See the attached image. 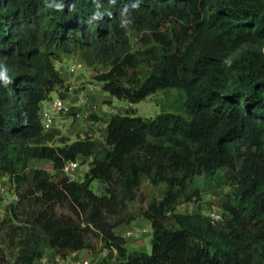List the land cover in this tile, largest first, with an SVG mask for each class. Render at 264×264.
I'll return each instance as SVG.
<instances>
[{
    "label": "trees",
    "instance_id": "1",
    "mask_svg": "<svg viewBox=\"0 0 264 264\" xmlns=\"http://www.w3.org/2000/svg\"><path fill=\"white\" fill-rule=\"evenodd\" d=\"M65 58L130 105L176 89L183 113L115 114L71 142L40 116L66 95ZM0 74V179L18 195L0 264L100 249L101 264H264V0H0ZM80 160L77 181L64 168ZM225 187L221 220L179 212ZM140 219L151 254L115 233Z\"/></svg>",
    "mask_w": 264,
    "mask_h": 264
},
{
    "label": "rangeland",
    "instance_id": "2",
    "mask_svg": "<svg viewBox=\"0 0 264 264\" xmlns=\"http://www.w3.org/2000/svg\"><path fill=\"white\" fill-rule=\"evenodd\" d=\"M132 40H134V36H132ZM78 60V59H77ZM80 61V60H78ZM81 62V61H80ZM73 64V62L71 63ZM69 62L66 63H62V62H56V67L57 69H61L63 68L68 76L70 77V81L71 82H75L76 78L80 75L83 74L85 76V79L83 80L85 85L90 88L93 87L95 90L92 94L90 95H95V94H99V96H109V94L105 93L102 89V84L98 83L96 81H94L93 79V75L94 72L88 68L86 65L83 66V68L77 72V73H72L69 70V66L71 65ZM63 71V72H65ZM51 98H55L54 94L51 96ZM99 107H103V106H110L112 105V109L115 110V114H122V115H127L129 113V115L131 116H138V117H143V118H155L158 115H160L161 113L167 111V112H172V113H178V114H182L183 113V100L181 99V97H179V91L176 89H171L168 92H162L159 91L157 92L155 95L148 97L146 100L138 103V104H134V105H130L128 102L124 101V100H120L117 98L113 99V103L111 104V102L105 100V99H101L100 102H98ZM43 107L47 108V102L43 103ZM129 108H132L134 110V113H130L128 110ZM101 123H102V127L97 129V130H93L92 134L97 135L98 138H102L105 135V126H104V122L102 119H100ZM54 127L57 128L60 131L61 136L69 139L71 142L76 141L75 139H82L86 137V134L84 133V131H82L80 128V126H78L75 122L72 123L69 119L64 118V119H59L56 120ZM80 165H79V169L74 172L73 174H66L68 175L71 179H76L77 181H82L84 179L85 173L89 170V165L87 163H83V160H80ZM51 166L52 164L48 161H37L35 163H33L31 165L32 168H44V169H48L51 170ZM5 187L6 189H8V186H2ZM92 190L94 192H98L99 191V183L97 181L92 183L91 186ZM230 188L229 187H225L222 189H216L213 190L211 192L208 193H204L202 196V201L199 203H190V204H185L183 206H181L179 208V212H183V213H201L204 215H207L211 212H219L222 214V217H225V213L223 212V210L220 208V206L218 205V203H216V200L218 199H222L224 198L228 192H229ZM10 192V191H9ZM11 193V192H10ZM10 201L8 200V197H1L0 198V220L4 219V218H8L7 215V207L10 204ZM15 205H17L15 203ZM142 220V219H140ZM138 220V221H140ZM150 230V233L152 235V229L151 226L146 227ZM130 232H134V234L137 233V229H135L134 231H130ZM150 235V237L148 239L144 240V247H138V246H134V245H129L128 249L130 252H134V251H142L144 253L147 254H151L152 253V245H151V239L152 236ZM126 237H128L126 235ZM130 238V237H128ZM0 251L5 252L7 255H13V249H10L9 247V240L6 236V233H0ZM101 252H103L105 254L104 258L107 256V251L106 250H99L98 252H92V251H88L86 250V253H84V256H86V259L89 260H94V261H98L100 260V254ZM97 255V256H96ZM113 264H115V260H113L112 262ZM101 264V263H100Z\"/></svg>",
    "mask_w": 264,
    "mask_h": 264
},
{
    "label": "built area",
    "instance_id": "3",
    "mask_svg": "<svg viewBox=\"0 0 264 264\" xmlns=\"http://www.w3.org/2000/svg\"><path fill=\"white\" fill-rule=\"evenodd\" d=\"M83 64L81 62H73L69 66V70L72 73H77L83 68ZM94 88L84 85H70L67 88L68 94H74L78 92L81 96L80 106L72 105L68 99L63 98L62 96H57L55 98H51L47 100L48 107L45 108L42 105L40 116L43 126L46 130L55 128L54 124L56 120L67 118L72 123H76L83 127V131L86 134V137L90 138H98L97 135L92 134L93 130H97L102 127V123L99 119H95L94 116L98 117V112L96 109H83L82 105L86 102L90 96L94 92ZM92 162V159H90ZM80 163L78 161H72L65 165L64 172L68 175L73 174L79 169ZM11 193H10V192ZM0 196L1 197H8L10 202L16 203L18 201V195L14 188L8 185V189L5 187L0 186ZM209 217L213 221H219L222 219V215L219 212H211L209 213ZM134 233L129 232L127 236L130 237ZM61 259L60 256H52L51 258H46V264H53L57 263ZM38 264V263H37ZM81 264H89L88 262L84 261Z\"/></svg>",
    "mask_w": 264,
    "mask_h": 264
},
{
    "label": "crops",
    "instance_id": "4",
    "mask_svg": "<svg viewBox=\"0 0 264 264\" xmlns=\"http://www.w3.org/2000/svg\"><path fill=\"white\" fill-rule=\"evenodd\" d=\"M62 63H66L69 62L70 64L72 62H80L77 59L74 58H65L64 60L61 61ZM62 75V78L66 81V87L68 88L70 85H85L84 83V79L85 76L83 74H80L75 82H71L70 77L68 76L67 72L63 69V68H59L58 69ZM65 71V72H63ZM54 97L60 96L58 93H53ZM52 94V95H53ZM65 99H68V101L75 106H80V102H81V96L78 92L74 93V94H68L66 93ZM101 99H105L109 102H111V104L113 103V99L114 97L112 96H99V94H95V95H90L87 103L85 102L82 105L83 109H96L98 112V117L99 119H102L104 122V126H107V123L110 121V119L112 118L113 115H115V110L112 109V105L110 106H103V107H99L98 102L101 101ZM80 126V125H78ZM81 130L83 131V127L80 126ZM77 140V138L75 139ZM9 184V178L8 177H4L0 179V186H7ZM150 227L151 226V222L146 220V219H142L140 221H135L130 225H121L118 228L115 229V233L122 237L125 238L126 242H127V247L131 244L134 246H138V247H144V240L148 239L151 235L150 230L146 227ZM135 229H137V233L133 234L132 236H130V238L126 237L127 233H129L130 231H134ZM152 229V227H151ZM134 233V232H133ZM153 237V235H151ZM151 245H152V239H151ZM129 250V249H128ZM130 252V251H129ZM134 252H142V251H134ZM84 253H86V250H83L81 252L78 253H74L73 255H71L70 257H68V259L64 260V259H60L57 263H53V264H81V262H88L89 264H100L102 263V261L104 260V256L105 254L103 252H101L100 254V260H98L97 262L94 260H89L86 259L84 256ZM53 256V253L51 251H48L46 253V255L44 256V258L40 259L38 264H46V258L49 259ZM97 256V255H96ZM112 263V262H111ZM113 264V263H112Z\"/></svg>",
    "mask_w": 264,
    "mask_h": 264
},
{
    "label": "clouds",
    "instance_id": "5",
    "mask_svg": "<svg viewBox=\"0 0 264 264\" xmlns=\"http://www.w3.org/2000/svg\"><path fill=\"white\" fill-rule=\"evenodd\" d=\"M137 5H133V7H136ZM62 5L60 6V8L62 9ZM94 16L96 15V13L93 14ZM0 78L6 79V77L3 76V74H0Z\"/></svg>",
    "mask_w": 264,
    "mask_h": 264
}]
</instances>
